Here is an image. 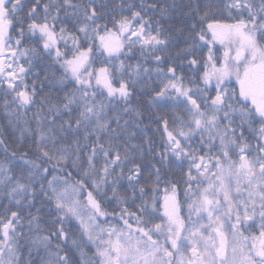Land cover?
I'll use <instances>...</instances> for the list:
<instances>
[{
	"label": "snow or ice",
	"instance_id": "snow-or-ice-1",
	"mask_svg": "<svg viewBox=\"0 0 264 264\" xmlns=\"http://www.w3.org/2000/svg\"><path fill=\"white\" fill-rule=\"evenodd\" d=\"M0 114V264H264V0H0Z\"/></svg>",
	"mask_w": 264,
	"mask_h": 264
},
{
	"label": "trees",
	"instance_id": "trees-1",
	"mask_svg": "<svg viewBox=\"0 0 264 264\" xmlns=\"http://www.w3.org/2000/svg\"><path fill=\"white\" fill-rule=\"evenodd\" d=\"M217 47H219V46H217ZM206 51H207V49H205V52ZM232 86H236V85L233 84ZM140 99L143 100L145 98L144 97H140ZM3 121H4V118H3L2 114H0V123H3ZM161 195H162V193H161ZM181 198H183V197L181 196ZM109 207H111V205H109Z\"/></svg>",
	"mask_w": 264,
	"mask_h": 264
}]
</instances>
